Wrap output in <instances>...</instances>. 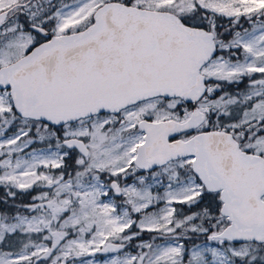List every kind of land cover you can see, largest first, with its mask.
<instances>
[{"label":"snow or ice","instance_id":"obj_1","mask_svg":"<svg viewBox=\"0 0 264 264\" xmlns=\"http://www.w3.org/2000/svg\"><path fill=\"white\" fill-rule=\"evenodd\" d=\"M0 264H264V0H0Z\"/></svg>","mask_w":264,"mask_h":264},{"label":"rangeland","instance_id":"obj_2","mask_svg":"<svg viewBox=\"0 0 264 264\" xmlns=\"http://www.w3.org/2000/svg\"><path fill=\"white\" fill-rule=\"evenodd\" d=\"M244 27H249V25L247 23H244ZM128 183H132V180L129 179L128 180ZM158 190L161 191V192L163 191L162 188H160ZM160 206L162 207L163 204H161ZM142 236H143V239H146V240L150 238L149 237V234H147V233L142 234ZM135 243H138V241H134L133 242V244H135ZM126 250L132 252L133 254H135V252L137 251L134 247L128 248ZM110 255H115V254H98L97 257H95V259H98V260H101L102 261L103 259H107Z\"/></svg>","mask_w":264,"mask_h":264},{"label":"trees","instance_id":"obj_3","mask_svg":"<svg viewBox=\"0 0 264 264\" xmlns=\"http://www.w3.org/2000/svg\"><path fill=\"white\" fill-rule=\"evenodd\" d=\"M221 23H223L225 26H227V20H223V21H221ZM241 87H243V85H241ZM229 90H233V89H229ZM29 196H30V194H25V195L19 197L17 202H20L22 200L23 202L27 203L28 201H30ZM130 248H132V247H130Z\"/></svg>","mask_w":264,"mask_h":264},{"label":"flooded vegetation","instance_id":"obj_4","mask_svg":"<svg viewBox=\"0 0 264 264\" xmlns=\"http://www.w3.org/2000/svg\"><path fill=\"white\" fill-rule=\"evenodd\" d=\"M29 194H30V196H29V197H30V199H31V196H32V195H35V194H36V192H31V193H29Z\"/></svg>","mask_w":264,"mask_h":264}]
</instances>
